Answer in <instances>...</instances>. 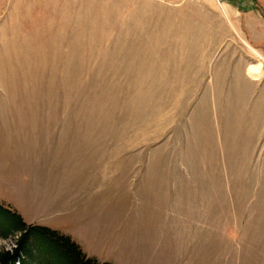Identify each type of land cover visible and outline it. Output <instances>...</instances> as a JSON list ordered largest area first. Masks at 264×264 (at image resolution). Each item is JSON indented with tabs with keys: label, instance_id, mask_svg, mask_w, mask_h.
Returning a JSON list of instances; mask_svg holds the SVG:
<instances>
[{
	"label": "rangeland",
	"instance_id": "obj_1",
	"mask_svg": "<svg viewBox=\"0 0 264 264\" xmlns=\"http://www.w3.org/2000/svg\"><path fill=\"white\" fill-rule=\"evenodd\" d=\"M0 205L97 263L264 264L260 0H0Z\"/></svg>",
	"mask_w": 264,
	"mask_h": 264
},
{
	"label": "trees",
	"instance_id": "obj_2",
	"mask_svg": "<svg viewBox=\"0 0 264 264\" xmlns=\"http://www.w3.org/2000/svg\"><path fill=\"white\" fill-rule=\"evenodd\" d=\"M15 236L14 247L0 250V264H108L87 258L68 237L46 227L27 225L11 209L0 205V239Z\"/></svg>",
	"mask_w": 264,
	"mask_h": 264
},
{
	"label": "bare ground",
	"instance_id": "obj_3",
	"mask_svg": "<svg viewBox=\"0 0 264 264\" xmlns=\"http://www.w3.org/2000/svg\"><path fill=\"white\" fill-rule=\"evenodd\" d=\"M262 72V65L259 64L257 66H250L249 70L247 69V74L251 79H258Z\"/></svg>",
	"mask_w": 264,
	"mask_h": 264
},
{
	"label": "crops",
	"instance_id": "obj_4",
	"mask_svg": "<svg viewBox=\"0 0 264 264\" xmlns=\"http://www.w3.org/2000/svg\"><path fill=\"white\" fill-rule=\"evenodd\" d=\"M254 1H255V0H254ZM260 6H261V8L264 10V0H260ZM247 68H248V67H247ZM247 68H246V69H247ZM75 233H76V232H75ZM79 235H80V236H83V235L80 234V233H79ZM83 237H84V236H83ZM84 238H85V237H84ZM76 241H77L78 243L80 242V244H82L81 241H79V240H76Z\"/></svg>",
	"mask_w": 264,
	"mask_h": 264
}]
</instances>
